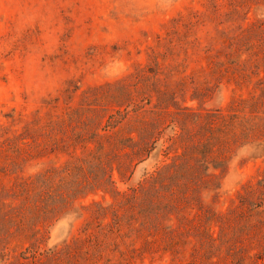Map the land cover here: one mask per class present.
<instances>
[{
  "label": "rangeland",
  "instance_id": "374dc122",
  "mask_svg": "<svg viewBox=\"0 0 264 264\" xmlns=\"http://www.w3.org/2000/svg\"><path fill=\"white\" fill-rule=\"evenodd\" d=\"M0 264H264V0H0Z\"/></svg>",
  "mask_w": 264,
  "mask_h": 264
}]
</instances>
